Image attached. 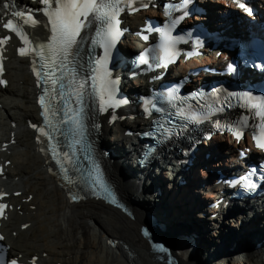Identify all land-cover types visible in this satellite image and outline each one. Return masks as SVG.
Instances as JSON below:
<instances>
[{"label":"bare ground","instance_id":"1","mask_svg":"<svg viewBox=\"0 0 264 264\" xmlns=\"http://www.w3.org/2000/svg\"><path fill=\"white\" fill-rule=\"evenodd\" d=\"M255 1L264 6V0ZM207 7L209 19L213 22L216 18L236 29L232 22L240 20V28L243 27L244 10H239L232 1L210 0ZM229 9L232 19H228V16L222 17ZM215 13L222 16H212ZM130 20L131 18L127 19ZM15 49V44L9 40L4 48V77L9 80V84L0 87V162L4 171L0 180V192H6L4 199L12 206L7 218L1 222L6 236L3 243L7 246L8 253L12 257L30 262L36 256L35 264H162L153 259L157 253L150 247L151 238L145 235L144 229H139V225L145 222V204L158 197L172 205L173 219L188 222L195 217L194 220H198L204 212L208 213L207 217L210 219L209 214L216 210L206 207L205 204L211 197L209 189L216 187H212L209 182V169L221 167L215 145L236 144L216 138L209 146L211 158L206 162L202 157L203 151L200 150L194 165L184 171L172 170L165 160L164 163L151 166L150 170L147 168L142 172L132 164L138 146L135 145L137 142L133 144L130 140L136 139H133V135L123 133L125 126L135 131L137 123L128 119H117L111 123L108 113L101 114V127L97 131V137L100 143L116 153L112 159L107 158V175L117 193L131 208L133 217L92 199L80 203L70 202L57 179L49 172L46 157L34 140L29 124L37 116V108L33 102L36 88L28 72V58L20 56ZM12 98H19L23 103H14ZM127 144L130 145L129 149ZM24 155L26 159L20 160ZM180 179L184 180L182 184L178 183ZM254 206L247 205L241 216L230 219L231 224L221 225L212 234L216 241L222 243L220 238L227 241L228 237L223 236L225 226L233 227L234 232H238L244 240L249 237L250 232L264 240V208ZM165 218L169 221V226L174 224L168 216ZM187 222L179 223V226L183 228L188 225ZM193 227L198 228L200 225L196 223ZM182 232L186 233L187 229ZM164 236L170 241L169 232ZM107 238L118 240V245L112 247ZM202 240H198L200 257L194 259L195 255L190 262L183 261L180 264H250L248 261L264 264L262 249L255 253L245 247L244 251L250 252L245 255L247 258L229 257L231 254L218 257L220 260L209 258L215 250L208 249ZM223 246L225 248L229 244L224 243ZM102 253L109 255L111 259H103Z\"/></svg>","mask_w":264,"mask_h":264},{"label":"snow or ice","instance_id":"2","mask_svg":"<svg viewBox=\"0 0 264 264\" xmlns=\"http://www.w3.org/2000/svg\"><path fill=\"white\" fill-rule=\"evenodd\" d=\"M137 0H39V3L43 5L40 9L22 8L20 10L10 11V9L15 8L13 0H4L3 3V14L0 15V24L6 30L14 33L16 37L25 44V47L19 48L18 54L22 57H38L39 58V70L36 67L37 61L32 60L33 72L37 77V84L40 85L41 80L45 83L51 82V88L45 89L44 94L38 99V103L41 108V116L43 117V125L37 126L32 125L33 128L37 130L39 136L37 137L38 142H42L40 137H48L51 140V132H61V129L57 127L58 124L70 125V131L73 134L74 140L73 144H81L84 131V111L83 102L84 97L87 94L85 90V84L87 81L78 82L75 75L71 76V79L66 77L72 73V69L69 67L70 64L79 55L80 47L85 39L81 35L84 29L88 28L90 25L99 21L103 25L100 31L96 32L98 39L91 41L93 45L100 44L104 47L105 54L102 60L95 61L97 67L93 70L96 73L92 77V89L93 94H98L101 102V111H107L108 108L119 107L121 103H126V101L117 100L116 85L117 81L110 79L111 73L107 71L106 65L108 58L110 56V50L114 46L115 40L121 35L119 29V13L127 7L131 11H138L133 5ZM234 2L241 8L244 9L251 15V9L247 8L242 0H234ZM191 0H181L179 5H169L166 15L171 18L174 11L180 10V8H186ZM34 12H42L44 16L48 18L45 27H49L51 33L48 38L47 43H38L35 41V37L26 30L25 26L35 27L37 24L41 23L40 20L36 19ZM187 15V12H184ZM184 16L177 17L171 20L170 28L178 24ZM151 31V28L148 29ZM12 39L11 36H4L0 38V46L7 43L8 40ZM147 39V36L144 37ZM165 43L168 47L174 46L178 38L171 37L170 32L164 33ZM2 52V49H0ZM175 51L169 53L170 56H174ZM198 54V53H196ZM191 55V54H190ZM2 54H0V74L3 73L2 64ZM143 61V57L141 58ZM168 62H174L169 60ZM165 66H167L165 64ZM57 70L60 71V75L57 76ZM226 71L228 73H236L237 67L233 64L227 66ZM6 81L0 79V84H5ZM59 85V88L57 87ZM67 89V92H65ZM66 95L69 98L74 97L75 102L79 107L72 108L68 107L70 99H66ZM196 95L207 100L211 95L204 93H197ZM63 104L64 107H56L55 101ZM229 100L235 98L239 101V106L249 110L253 118H259V133L256 132L255 126L253 127V141L255 146L264 151V96H253L249 93H229ZM229 106H233L229 103ZM213 105L208 104L207 108L211 110ZM66 109V110H65ZM222 109L217 108L216 111H221ZM63 113L64 117L67 119H61L59 121L55 120L58 113ZM71 113V115H69ZM179 115L186 121L193 123H202L204 119H207V114L203 116L197 114H185V110L181 109ZM115 119V116H113ZM226 131L232 133L233 137L239 142L244 138L245 130L250 127L248 123V117L243 116L237 121L229 122L225 125H218ZM47 129V130H46ZM43 151V149H41ZM53 159L59 165L64 179L69 184H75L76 181L68 175L69 169L65 167V164L71 163V157L67 152L63 153V158H60V153L57 152L55 147L52 149ZM244 153H241L243 155ZM75 155V153H73ZM95 176L93 177L89 173V177L92 178V187L94 189L98 188L100 191L108 192L106 183L100 172L99 165L95 166ZM255 169L241 179L245 182L247 188H255V184L252 183L250 177L255 174ZM110 194V193H109ZM18 195V193H17ZM76 199V196L72 197ZM7 207L5 204H0V216H4V209ZM27 227V225H25ZM147 235V232H145ZM4 237L0 235V240ZM111 243V241H110ZM160 252H166L161 245L154 246ZM9 264H17L16 259H12ZM35 264V260H33Z\"/></svg>","mask_w":264,"mask_h":264},{"label":"water","instance_id":"3","mask_svg":"<svg viewBox=\"0 0 264 264\" xmlns=\"http://www.w3.org/2000/svg\"><path fill=\"white\" fill-rule=\"evenodd\" d=\"M146 210H144L145 213ZM231 219V218H230ZM145 221V219H144ZM146 224V225H145ZM141 228L142 227H146L145 232H147V236L151 238V244L150 247L153 249L154 253H157V256L153 257V259L157 260L158 262H161L162 264H180V262L186 261V262H190L192 257H194V259L197 257H200V253L198 251L195 252V254H190V251L184 250V248L178 246L176 244V242L174 241V235L171 234L170 231H166L169 232V234L171 235V239L170 241L166 240L167 237L164 236L166 232H161L160 230V225L157 224V227H153L151 224H149L147 221H145L144 223H141ZM140 229V228H139ZM187 229L186 233H183L182 231ZM142 230V229H141ZM192 229L190 227H185L182 230H179V233L177 232L176 235H181L184 234L185 237H187V239H189V237H193V235H191ZM144 232V233H145ZM182 233V234H180ZM159 239H161V241L164 244L159 243ZM221 240V239H219ZM222 242V241H221ZM257 243H260V241ZM257 243L254 242H249V243H241L240 241L236 240L235 237H232L231 241L228 243L229 246L224 248V244L217 242L216 238H212L209 242V246L208 249L210 248L211 250H215L214 254H211L209 258H216L218 259V257L220 256H224L227 254H231L229 257L232 256H240L243 258H247L245 255H248V253H250L248 250L244 251V247L246 249H251L253 251H255V253H258L259 249H262L264 251V245L258 246ZM156 245H161L163 246L165 249H167L166 252H160L157 250ZM197 245L199 246V242L197 243ZM211 246V247H210ZM214 246V247H212ZM186 254L187 257L189 258H185L184 255L182 256L181 254ZM247 253V254H246ZM228 257V258H229ZM250 258V257H249ZM220 260V259H218ZM250 264H257V263H253L248 261Z\"/></svg>","mask_w":264,"mask_h":264},{"label":"rangeland","instance_id":"4","mask_svg":"<svg viewBox=\"0 0 264 264\" xmlns=\"http://www.w3.org/2000/svg\"><path fill=\"white\" fill-rule=\"evenodd\" d=\"M13 99V101L15 100V102L14 103H23V101H21L19 98H12ZM20 103V104H21ZM11 143L13 144V140H11ZM18 156H21V155H18ZM25 157V155L23 156V157H20L19 159L20 160H25L26 158H24ZM155 202V200L151 203V202H149V204H153ZM168 202V201H167ZM166 206H167V208H166V212H167V215H168V217L174 222V224L175 223H177V221H179V222H183L182 220H179V219H173L174 218V216H172V213H171V210L173 211V207H172V205H169V203H166ZM156 207L158 208V205H156ZM169 210V211H168ZM246 212H247V210H246ZM180 213L182 214L183 212H181L180 211ZM204 214H208L207 212H204ZM167 215H165V216H167ZM189 217L190 216H192V215H188ZM196 217L198 216V215H195ZM185 217H187V216H185ZM193 217V216H192ZM194 219H195V217H193ZM195 222L198 224V225H204V223H203V221H201V220H195ZM229 224H231L230 222H229ZM231 226V225H230ZM229 228V226H225V229L227 230ZM203 244H205V243H203ZM101 255H103L104 257H103V259H106L107 258V260H110L111 259V257H109V255H107L106 253L105 254H101Z\"/></svg>","mask_w":264,"mask_h":264}]
</instances>
